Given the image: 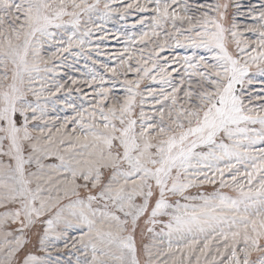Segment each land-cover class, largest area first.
<instances>
[{"label": "snow or ice", "instance_id": "1", "mask_svg": "<svg viewBox=\"0 0 264 264\" xmlns=\"http://www.w3.org/2000/svg\"><path fill=\"white\" fill-rule=\"evenodd\" d=\"M0 264H264V0H0Z\"/></svg>", "mask_w": 264, "mask_h": 264}]
</instances>
